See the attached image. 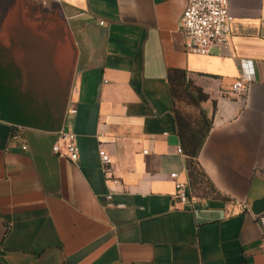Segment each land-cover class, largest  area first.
Masks as SVG:
<instances>
[{
	"label": "crops",
	"instance_id": "1",
	"mask_svg": "<svg viewBox=\"0 0 264 264\" xmlns=\"http://www.w3.org/2000/svg\"><path fill=\"white\" fill-rule=\"evenodd\" d=\"M183 6L0 0V264H264V0H231L228 48L205 55L184 50ZM171 69L205 99H174ZM175 110L209 121L196 162L215 196L186 187ZM63 127L75 161L51 152Z\"/></svg>",
	"mask_w": 264,
	"mask_h": 264
},
{
	"label": "built area",
	"instance_id": "2",
	"mask_svg": "<svg viewBox=\"0 0 264 264\" xmlns=\"http://www.w3.org/2000/svg\"><path fill=\"white\" fill-rule=\"evenodd\" d=\"M184 6L178 17V28L185 38L184 50L189 53L205 55L210 49L218 47L226 50L228 48V35L231 15L228 12V3L231 0H183ZM98 24H102L99 20ZM248 79L239 77L236 79L229 94L236 98H241L246 94ZM66 114H74L75 109L68 107ZM57 142L51 146V152L58 158H66L75 161L78 157V149L75 142V135L66 128H61L56 132ZM22 149L25 146H21ZM145 152V151H144ZM176 152L181 154V149L176 148ZM100 168L105 181L113 186L119 184L118 178L113 175L110 157L103 149L98 150ZM170 178L175 177V173L169 174ZM173 197L180 203L187 201L186 187L182 183H174ZM110 200L111 194L105 196ZM256 224L264 232V213L256 217ZM259 250L264 254V234L261 235L258 244Z\"/></svg>",
	"mask_w": 264,
	"mask_h": 264
},
{
	"label": "trees",
	"instance_id": "3",
	"mask_svg": "<svg viewBox=\"0 0 264 264\" xmlns=\"http://www.w3.org/2000/svg\"><path fill=\"white\" fill-rule=\"evenodd\" d=\"M167 79L170 85V94L174 99H179L181 94H183L187 97L188 102L195 106L198 102L205 99V95L198 89L193 90L196 93L194 97L189 93L181 71L177 69L169 70ZM174 119L180 149L185 156L184 167L188 191L201 197L215 196V190L209 184L196 162V154L207 134L209 121L201 111L198 119L191 122L187 116L175 110Z\"/></svg>",
	"mask_w": 264,
	"mask_h": 264
},
{
	"label": "rangeland",
	"instance_id": "4",
	"mask_svg": "<svg viewBox=\"0 0 264 264\" xmlns=\"http://www.w3.org/2000/svg\"><path fill=\"white\" fill-rule=\"evenodd\" d=\"M181 94V93H180ZM179 99H182L183 100V102H188V100H187V97L185 96V95H183V94H181V96H180V98Z\"/></svg>",
	"mask_w": 264,
	"mask_h": 264
}]
</instances>
